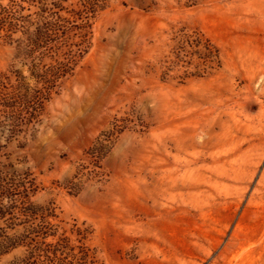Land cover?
<instances>
[{
    "label": "rangeland",
    "instance_id": "rangeland-1",
    "mask_svg": "<svg viewBox=\"0 0 264 264\" xmlns=\"http://www.w3.org/2000/svg\"><path fill=\"white\" fill-rule=\"evenodd\" d=\"M21 1L0 21L56 12ZM99 1L59 3L72 64L33 117L17 97L52 62L0 32V171L96 264H264V0Z\"/></svg>",
    "mask_w": 264,
    "mask_h": 264
},
{
    "label": "trees",
    "instance_id": "trees-1",
    "mask_svg": "<svg viewBox=\"0 0 264 264\" xmlns=\"http://www.w3.org/2000/svg\"><path fill=\"white\" fill-rule=\"evenodd\" d=\"M43 1L22 0L21 3L34 6L41 5ZM56 1L55 5H51L56 12L49 11L50 9L42 4L45 7L39 8L36 21L31 20L29 15H22L24 12L22 5L2 10L0 32L5 31L8 39L17 32L21 33L24 40L16 45L20 55L29 59L35 53H39L41 57L52 62L44 72L39 73V69L34 67L30 75L32 80L44 85L43 92L28 89L27 93L17 97L19 104L31 108L32 117L35 115L36 107L48 99L55 82L68 74L72 64L71 51H63L73 35L72 30L61 26L59 19L57 20L58 12L62 11L59 3L64 0ZM81 1L83 10L76 15L80 17L83 15L86 21L89 20V15L102 10L99 0ZM6 20L9 22L7 29L1 24ZM80 29L81 27L76 30ZM16 82L18 84L14 89L18 90L19 81ZM34 188L28 174L12 171L9 175L0 171V261L12 252L20 250L19 256L5 264H96L94 256L82 243L85 238L82 231L71 230L70 235L75 241L72 242V238L67 236L66 232L59 233V228L52 224L55 216L51 209L30 201L35 192Z\"/></svg>",
    "mask_w": 264,
    "mask_h": 264
}]
</instances>
